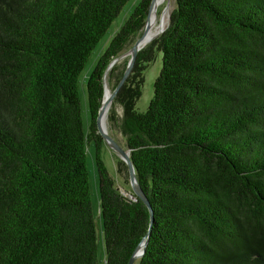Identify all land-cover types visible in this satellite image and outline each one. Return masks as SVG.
<instances>
[{
	"label": "trees",
	"instance_id": "obj_1",
	"mask_svg": "<svg viewBox=\"0 0 264 264\" xmlns=\"http://www.w3.org/2000/svg\"><path fill=\"white\" fill-rule=\"evenodd\" d=\"M128 0H0V264H97L86 165L94 145L104 264H264V0H175L111 101L147 205L113 185L96 117L109 62L143 27L141 0L86 79ZM161 54L145 111L143 71ZM150 229V231H149ZM149 231V234H147Z\"/></svg>",
	"mask_w": 264,
	"mask_h": 264
},
{
	"label": "rangeland",
	"instance_id": "obj_2",
	"mask_svg": "<svg viewBox=\"0 0 264 264\" xmlns=\"http://www.w3.org/2000/svg\"><path fill=\"white\" fill-rule=\"evenodd\" d=\"M140 1L141 0H128L123 5L119 14L113 20L110 27L107 29V31L105 32L101 40L98 42V44L95 46V48L91 52V55L85 67L83 68V70L81 71L78 77V90H79V97H80L81 113H82V118H83V124L85 127L87 126V123H88V109H87V103H86V79L88 78L89 73L95 66L98 58L107 48L108 43L110 42L111 38L116 34V32L123 25L125 20L130 16L135 6ZM150 2L151 0H149V3ZM165 5H167V0H163V2L157 6L156 16H157L158 21H159V17L162 15V10L164 9ZM174 6H175V0H169L167 9L169 8L171 12ZM147 11H148V8H147ZM145 20H146V17H145ZM143 30H144V25L133 36L129 45L118 55L120 56L119 59L113 64V65H116L118 69H125L127 62L130 58L129 50L134 44V42L136 41V39L142 34ZM158 36H156L155 38H157ZM149 43H147L145 46H147ZM145 46H143L142 48H144ZM153 51H154V57L150 62L146 64L145 69L143 71V82L141 86V95L137 99L136 104H135L136 110L140 112L145 111L148 106L149 100L153 94V82L156 76L158 75L160 67H161V54L157 52L155 49H153ZM104 83H105L106 89L110 93V91H112L114 87H113L112 82L108 80L106 75L104 77ZM110 107H111V104L109 105L107 116H108ZM112 109H113V115L115 119L112 122H108L107 117H106L105 128L107 129L108 134L114 140H116L123 148H126L124 138L119 130V122L122 117V108L118 104H115L114 106H112ZM100 156H101V159L104 165L106 166V169L109 175L113 179L114 188L120 194L128 198H132V195L134 194L132 193V188L129 182L127 166L121 160V158L117 155V153L107 144V142L102 139V137H101V143H100ZM86 165H87V172H88V179H89L91 208H92V212H93L94 218L96 220V225H97L96 226L97 264H104L105 263V250H104V243H103V237H102L101 220L99 218V212H100L99 184H98V175H97V171L95 167L93 143L87 144Z\"/></svg>",
	"mask_w": 264,
	"mask_h": 264
},
{
	"label": "water",
	"instance_id": "obj_3",
	"mask_svg": "<svg viewBox=\"0 0 264 264\" xmlns=\"http://www.w3.org/2000/svg\"><path fill=\"white\" fill-rule=\"evenodd\" d=\"M150 3H149L148 11L150 8ZM148 11H147V14H148ZM146 18H147V16H146ZM168 20H169V18H168ZM145 25H146V20H145L144 26ZM144 34H145V31L136 39V41L134 42V44L130 48V50H129L130 58H129L127 65H126V67L122 73V76L120 77L117 85L114 87V89L112 91H110V93L108 94L107 97H105L106 86H105V83L103 84V97H102V101H101L100 107L98 109V114L96 117V127H97V131L100 134V136L102 137V139L107 142V144L117 153V155L121 158V160L126 164L128 176H129V182H130V185L132 188V193L135 196H137L139 199H141L149 208L150 222H151L153 219V216H152V212L150 210V205H149V202H148L146 195L143 193V191L141 190V188L138 184L135 168H134L133 163L130 159L129 149L123 148L116 140H114L108 134L107 129L105 128V121H106L107 111H108L109 105L111 104V101H112L113 97L115 96V94L117 93L120 86L123 84V82L128 77V75H129V73L133 67V64L135 62L136 55L139 52V50L143 47V46L140 47L139 45H140V41L143 38ZM151 41H152V39L149 42H151ZM149 42H147V43H149ZM119 57L120 56L115 57L109 62L108 66L106 68V71H108L112 67V65L119 59ZM149 231H150V229H149ZM149 231L147 234H149ZM146 244H147V238H143L138 243L136 248L134 249V251H133L131 257L129 258V261L127 264H134V261L137 258L141 257V255L144 253Z\"/></svg>",
	"mask_w": 264,
	"mask_h": 264
},
{
	"label": "bare ground",
	"instance_id": "obj_4",
	"mask_svg": "<svg viewBox=\"0 0 264 264\" xmlns=\"http://www.w3.org/2000/svg\"><path fill=\"white\" fill-rule=\"evenodd\" d=\"M162 2L163 0H151L150 8L146 18V25L144 26L143 30V32L145 31V34L143 35V38L140 41V47L144 46L151 39L158 36L168 24L170 10L169 8L167 9V7L169 0H167V5H165L164 9L162 10V15L159 17V21L156 16L157 6L160 5ZM108 94L109 91L106 89L105 97H107Z\"/></svg>",
	"mask_w": 264,
	"mask_h": 264
}]
</instances>
